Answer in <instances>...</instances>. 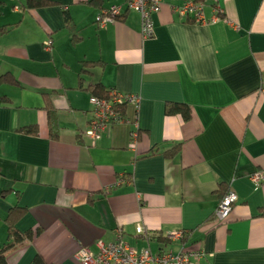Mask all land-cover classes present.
Returning <instances> with one entry per match:
<instances>
[{"label":"crops","instance_id":"crops-1","mask_svg":"<svg viewBox=\"0 0 264 264\" xmlns=\"http://www.w3.org/2000/svg\"><path fill=\"white\" fill-rule=\"evenodd\" d=\"M48 1L0 0V75L16 81L0 82V245L13 206L22 210L15 229L30 232L5 251L7 264H78L80 246L95 253L117 227L152 253L178 247L158 239L184 230L181 244L203 251L198 264H264V180H249L264 173V0H218L214 21L215 1L204 0L199 23L172 9L183 0H162L148 39L124 0ZM111 5L122 16L99 26ZM95 85L139 102L124 107L127 122L91 139L83 132ZM28 125L35 133L20 130ZM227 189L236 199L218 223Z\"/></svg>","mask_w":264,"mask_h":264},{"label":"built area","instance_id":"built-area-1","mask_svg":"<svg viewBox=\"0 0 264 264\" xmlns=\"http://www.w3.org/2000/svg\"><path fill=\"white\" fill-rule=\"evenodd\" d=\"M162 0H124L126 9L135 11L139 16V36L141 39H148L153 35V26L151 15L155 12ZM204 0H183L179 6L172 7L182 17H189L194 22H205L207 19L202 12ZM212 15L209 21L218 19L221 15V9L217 5L218 0H214ZM121 12L120 5H111L108 8L99 10L97 22L103 26L115 18ZM45 49H49L50 40L43 41ZM88 102L91 106V117L88 121L84 135L93 139L100 132L108 131L109 128L120 122H127L115 108L117 105H129L137 109L139 96L137 94L121 93L115 89L106 90V98H98L90 95ZM135 129L129 131V142L133 146L135 143ZM249 180L254 187L258 186L264 180L262 171H255L249 176ZM236 195L230 189H227L217 202L212 218L216 222H223L227 217ZM136 233L142 237L148 238L149 233L143 231L140 226H136ZM186 234L184 230H171L164 233L163 237L169 242L179 241ZM96 252L92 253L85 246H80L74 253L73 259L78 264H198L203 256L201 249H186L183 244H179L175 249H164L152 253L148 247L135 248L122 239L121 229L114 230V239L111 242L104 243L101 240L95 241Z\"/></svg>","mask_w":264,"mask_h":264},{"label":"trees","instance_id":"trees-1","mask_svg":"<svg viewBox=\"0 0 264 264\" xmlns=\"http://www.w3.org/2000/svg\"><path fill=\"white\" fill-rule=\"evenodd\" d=\"M50 2L48 0H24L23 6L25 8H33V7H38V6H43L47 5ZM102 9V8H101ZM123 13L120 12L117 16H115L114 19L118 20L122 16ZM65 19H67V16L65 15ZM192 20V19H191ZM71 25V24H70ZM72 26V25H71ZM82 66H86L89 63L92 62H87V61H81L80 62ZM82 70V69H81ZM10 82V83H16L15 79L13 77H9L6 75H0V82ZM107 90V89H106ZM106 90L101 89L98 85H95L92 87V93L94 94L93 96H96L98 98H106ZM4 99V98H2ZM124 107L125 105H117L115 108L121 115H124ZM44 109H45V114H46V123L48 126V132L49 136L52 138H55L57 135L56 129H55V123L53 119V111L50 107L49 100H48V95H44ZM165 111L166 112H175V111H181L184 118H187L186 110L182 109V105L180 104H175V103H167L165 105ZM35 125H28L22 127L20 130L23 132L27 133H35ZM136 131V129H135ZM137 132V131H136ZM177 151V148L172 149L169 152H165L166 156L173 155ZM20 208L13 206L9 208L6 216H5V223H6V239L5 241L0 245V264H7L4 253L5 251L13 246L14 244L18 243L19 241L28 238L30 235V232H23L19 233L15 227H14V222L15 218H17L21 213L22 210H19ZM264 213V211L262 212ZM186 237V234H183V236L180 238V242L184 240ZM164 240L167 242V239H158L159 242H164Z\"/></svg>","mask_w":264,"mask_h":264}]
</instances>
